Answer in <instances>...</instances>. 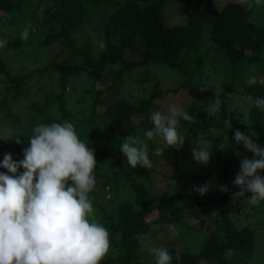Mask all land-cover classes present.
<instances>
[{"label": "trees", "instance_id": "obj_1", "mask_svg": "<svg viewBox=\"0 0 264 264\" xmlns=\"http://www.w3.org/2000/svg\"><path fill=\"white\" fill-rule=\"evenodd\" d=\"M248 4H252V7L248 8ZM172 5L178 7L177 14L185 17L184 22L166 23L164 10L166 13ZM259 9H264V0H260L258 5L255 0H220L217 4H210L208 0H0V13L7 15L4 17L0 14V22L6 25L8 18L19 14L22 32H29L27 39H22L21 35H14L11 39L12 63L20 69H25L29 61L33 63L38 60L33 44L41 47L58 42L65 48L63 53L61 50L60 54L48 61V66L37 69L58 75L62 91L54 98L46 93L41 103L33 101L31 107L34 110L27 107L29 114L24 120L17 116L22 124L18 127L19 136L16 139L20 137L21 143L13 141L9 146L14 160L23 159V149L28 147L34 126L70 120L72 115L63 90L69 80L76 76H86L93 82L107 81L108 88L113 90L117 82L135 70L139 71L141 82L151 84L148 98L139 102L118 96L106 99L101 96L102 90H94V87L78 97L80 102L74 105L75 113L89 112L87 120L90 121L98 106L104 104L103 110L98 111L109 119L106 129L121 138L139 125H144L156 101L165 94L158 73L168 75L170 70L179 75L181 79L178 85L169 91L176 93L183 90L190 97L185 110L189 115H195L196 121L190 123L181 120L179 131L185 136L184 147L177 150L170 146L162 154L156 155L152 168L147 170L151 181L148 187L142 182L133 181L127 162L120 153L112 154L109 165L114 175L122 174L130 180L138 206L129 201H120L112 213L102 211L103 220L97 223L108 230L109 251L114 253L113 256L107 253L102 264H148V258L141 252L138 236L149 230L147 218L150 214L156 212L157 220L164 224L179 223L192 215L196 207L194 203L200 207L195 229L204 230L202 240L196 249L189 244L185 249H179L180 234L167 248L173 257L171 264H244L253 252L256 240L264 237V212L261 214L263 219L258 223L247 222L246 219L251 218L246 207L249 206L246 199L250 193L233 197V193L240 189L232 183L238 173L232 168L237 157L234 148L245 150L242 144H235L234 130L246 133L248 126L245 124L251 125L258 133V138L253 139L264 147V112L250 108L246 100L248 96L264 98V85L257 83L249 86L246 83L251 76H264V25L260 23ZM36 10L40 18L33 23ZM96 11L103 18L98 24L104 22V26L103 44L95 50L90 39L78 45L75 33L84 30ZM29 20L30 25L23 28V24ZM52 24L59 26L58 31H49L43 36L42 33ZM14 25H17V21ZM212 63H217L213 68L215 74L223 78L221 90L203 79L204 70ZM246 69L253 72L249 73ZM0 72L7 77V91L14 97L25 91L27 78L36 73L34 70L22 74L11 73L1 56ZM74 86L78 87L76 83ZM235 93L245 96L242 108L229 106V100ZM217 96L221 107L215 117H209L205 110ZM85 103L86 107L83 106ZM52 108L59 112L58 117L47 113ZM1 110L2 117L15 115L6 96L0 100ZM140 117L144 123H136ZM226 120L229 121L228 125L224 123ZM79 125L74 124V127ZM216 125L226 130L227 146L215 148L214 161L207 165L199 164L192 158L191 148L198 147L202 132ZM107 131L100 135V142L106 141ZM2 160L3 157L0 158ZM159 161L164 166L160 167ZM23 171L20 168L17 174ZM0 172L7 173V169L0 167ZM263 173L264 170H259V174ZM94 175L100 179L104 177L98 168H95ZM159 179L164 182L162 192L156 191L155 184L160 183ZM176 181H188L193 189L204 183L210 187L204 195L194 190L170 195V185ZM221 185H225L229 191H220ZM250 207L253 205L250 204ZM258 225L262 228L259 229ZM196 234V231H192L191 235L186 232L182 237L189 240ZM177 255L179 260L176 259ZM149 264H156V258Z\"/></svg>", "mask_w": 264, "mask_h": 264}, {"label": "clouds", "instance_id": "obj_2", "mask_svg": "<svg viewBox=\"0 0 264 264\" xmlns=\"http://www.w3.org/2000/svg\"><path fill=\"white\" fill-rule=\"evenodd\" d=\"M255 3L258 5L260 0ZM28 36L27 30L21 33L22 39ZM6 43L0 41V47ZM246 83L264 85V76H251ZM246 100L250 108L264 112V98L248 96ZM220 107L217 96L205 112L215 117ZM181 120L191 123L196 117L175 105L167 111L152 112L149 122L154 127L145 129L144 137L155 139L160 145L155 149L156 155L170 146L177 150L184 147L185 136L179 131ZM224 123L228 125L229 121ZM245 125L247 132L235 129L233 139L236 145L242 144L251 152L252 158L234 148V154L242 158L232 182L240 191L233 197L250 193L249 203L258 206L264 201V177L259 174V170H264V147L253 139L258 138V133L251 125ZM32 133L22 160L5 153L0 161V167L7 169V173L0 172V264H100L109 251L110 240L108 230L90 219L93 205L89 193L96 185L94 149L81 141L68 121L38 124ZM15 142L20 144L21 140L17 138ZM119 149L131 168H152L143 137L129 135ZM191 152L197 163H209L211 151L207 148L192 147ZM20 168L24 171L17 174ZM209 187L204 183L193 190L204 195ZM220 191L229 189L221 185ZM151 251L156 264H171L173 257L166 248Z\"/></svg>", "mask_w": 264, "mask_h": 264}, {"label": "rangeland", "instance_id": "obj_3", "mask_svg": "<svg viewBox=\"0 0 264 264\" xmlns=\"http://www.w3.org/2000/svg\"><path fill=\"white\" fill-rule=\"evenodd\" d=\"M219 2L220 0H208V3L210 4H217ZM174 4L178 5L177 3ZM177 11L178 7L174 8V5L169 7L166 13L164 10V17L167 24H179L185 21V17L180 13L177 14ZM98 12L99 11H96L95 14L89 19V21L84 26L83 31L75 33L78 45L82 41L90 39L93 44V49L96 50L97 48H100L102 46V27L104 26V22H102V25L98 24L103 19L100 17V14ZM257 13L260 15L259 18L261 20V25H264V9H259ZM28 14H30V11H28ZM1 15L4 17L7 16L5 15V13H2ZM18 17H20L19 14L8 18L6 25H3L0 22V41H7V43L3 47H0V56L5 62L6 68H8L11 73L22 74L31 70L36 71V73L29 75V77L27 78V83L24 86L25 91L21 92L17 97H14L7 91V87L9 86L7 77L2 72H0V100L3 96H6L7 100L10 101L13 108V113L15 114L14 116L7 118L2 117L3 112L2 110L0 111V158L3 157L5 153H10L9 146L13 143V141H16V137L19 136L18 127L22 124L21 120L27 118L29 114V112L26 110L27 107H29V110L33 111L34 109L31 107L33 101L41 103L43 102L46 93H49L51 97L54 98L53 96L62 91L59 87L58 75H56L52 71H37V69L43 68V66H48V61L52 60L57 53L60 54L61 50L62 53L64 52L65 48L63 49L60 43L53 42L47 46L41 47L37 44L31 43L33 44L32 46L34 49V53H36L38 56V60L36 62L33 61V63L29 61L25 64L26 68L23 70L20 69L15 63H12L13 47L11 46V39H13L14 35L20 36L22 33V29L20 27L21 23L18 21ZM33 17V23H36L35 19L39 20L40 18L38 10L33 13ZM15 21H17L16 26L14 25ZM29 25L30 20L23 24V28L28 27ZM58 29V25H49L46 28L45 33H42V35H46V32L49 31L55 33L58 31ZM11 33L13 34L11 35ZM216 65L217 63L207 65L208 69L204 70L203 79L208 84L214 85L216 89L221 90L223 89L221 86V81L223 80V78L215 74L213 68ZM168 71L170 72L168 75L159 73L157 74L160 75L161 86L165 94L156 101V106L154 105V108L150 112V116L154 110L167 111V109L173 105L185 110L189 104L190 97L185 91L179 90L176 93L169 91L170 89L178 85L181 78L176 73H172L170 70ZM246 71H248L249 73L253 72L249 69H246ZM74 83H76L78 87H73ZM92 83L94 85H92ZM108 85L109 83L107 81L95 80L93 82L92 79H88L86 78V76L79 75L78 77L76 76L70 79L68 85H66L65 89L63 90L64 94L67 95V108L68 110H70L72 115L68 122H71L73 125L80 123V125L76 127L78 137L90 148L94 149V155L97 161L96 168H98L101 175L104 176L101 179L96 178V185L92 192L89 193V197L93 205V213L90 219L94 222H100L103 220L102 211L106 212L107 214L112 213L116 207V204L120 201H129L138 206L135 200V191L131 185L130 180H128L127 177H124L122 174L114 175L113 168L109 165V160L113 158L112 154H115L117 152L120 153L123 156L124 160L127 162L123 153L119 149L121 144L126 141V137L129 135H139L143 137L144 142L148 145V155L151 161L156 159L155 149L160 146L155 139L149 140L147 137H144L145 129L150 130L152 127H154V125L149 122L150 117H148V120H146V123L144 125H139L137 129H132L131 131H129L126 137L124 136L123 138H121V136L107 131L106 126L108 125L109 119L106 115L101 112L99 113L98 111L103 110L104 104H100L101 106H98V110L93 115V118L90 121L87 120V115L89 114V112H82L80 115L79 113H75L74 105L76 102H80L78 101V97L81 96L82 92L87 89L93 90V87L94 90L101 89V96L106 99H112L113 97L118 96L127 97L133 102H139L141 100L147 99L149 96V92L151 91V84L141 82L139 80V71L135 70L129 73L125 79L117 82V87H115L116 90L108 88ZM237 87H240V85H238ZM85 97L88 98L89 96ZM90 98H93V94ZM231 98L232 99L229 100V106L231 108L243 107V102L245 100L244 94L235 93L232 94ZM83 106L86 107L87 103L83 104ZM47 113L52 114L55 117L59 116V112L57 110H54L53 108L48 109ZM17 116L21 117L22 119L20 120V118H18ZM139 121L144 123L142 117L138 118L136 120V123H139ZM142 129L144 131H142ZM106 131L108 132L106 141L100 142V135H104ZM18 138L21 139L20 137ZM226 138V130L219 125H216L200 134L198 147L207 148V150L211 151L209 162H212L215 160V148H222L227 146ZM241 152L244 155H247L249 159L252 158L251 152H247L246 150H243ZM241 158L242 157L237 156L232 164V168L236 169L238 172L240 170L239 162ZM159 165L160 167L164 166V163L162 161H159ZM127 168L131 172L130 176L133 178L134 182H142L147 187L149 186L151 181L147 176L148 169L140 165H137L136 168L133 169L130 165H128V163ZM261 176L264 177V173ZM163 179L164 178H162V180ZM163 183L164 182L160 180V183L158 182L157 184H155L156 191H164ZM192 190V185L188 181H185V183L184 181H176L170 185L169 194H182L191 192ZM249 195L247 196L248 199H246V203L250 200ZM194 204L196 205V207L192 215L190 217H185L184 221H181L179 223L164 224L163 222L157 220L158 215L156 212L150 214V216L147 218L150 226L149 230L138 236L141 245V252H143V254L148 258L149 263L155 257L151 251L153 248L167 249L171 242H173L177 237H180V234L181 238H178L179 249H185L186 247H188V244L193 249L197 248L202 240L204 230L195 229L196 225L198 224L200 207L197 206L196 203ZM248 204L249 206H246L247 213H250L251 218L246 219V221H254L258 223V220L263 219V216L261 214H263L264 212V201H261L258 206L253 207H250V203ZM258 228L261 229L262 226L258 225ZM192 231H196L198 235L196 234L189 240L186 239V237H182V235L186 232L191 235ZM108 254L112 256L114 255V253L111 251H108ZM247 260L248 261H246L244 264H264V237H259L256 240L254 244V250L248 255ZM102 263L103 259L101 260L100 264ZM200 264L206 263L201 262Z\"/></svg>", "mask_w": 264, "mask_h": 264}]
</instances>
